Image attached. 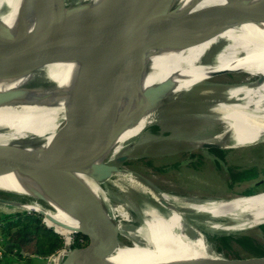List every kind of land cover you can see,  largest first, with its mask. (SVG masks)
Segmentation results:
<instances>
[{
    "label": "bare ground",
    "instance_id": "bare-ground-1",
    "mask_svg": "<svg viewBox=\"0 0 264 264\" xmlns=\"http://www.w3.org/2000/svg\"><path fill=\"white\" fill-rule=\"evenodd\" d=\"M38 1L0 0V29L7 30L0 35V52L11 64L0 69V145L65 146V157L74 158L71 177L130 243L119 244L106 264H218L221 257L203 230L226 234L264 224V192L212 199L174 195L124 167L123 160L147 150L264 143V0H165L146 8L124 40L131 17L138 16L128 13L134 0H52L51 11L36 18ZM217 5L255 17L206 16L174 31L188 15ZM104 10L114 16L105 14L93 25L98 33L86 34L85 13ZM110 22L119 23L111 34L121 36L106 63L96 64L94 49H76L85 38L109 39L110 32L101 29ZM75 26L83 37L73 34ZM70 32L76 49L60 42ZM57 42L59 54L47 60L54 55L47 45ZM110 43L92 47L109 49ZM226 71L260 79L228 84ZM99 75L105 83H93ZM150 125L159 134L145 133ZM8 163L0 157V169ZM0 191L51 205L63 215L53 221L70 233L80 226L59 194L34 173L0 171Z\"/></svg>",
    "mask_w": 264,
    "mask_h": 264
},
{
    "label": "water",
    "instance_id": "water-1",
    "mask_svg": "<svg viewBox=\"0 0 264 264\" xmlns=\"http://www.w3.org/2000/svg\"><path fill=\"white\" fill-rule=\"evenodd\" d=\"M52 0H39L38 1V9L36 11V18H42L44 14H47L52 9ZM165 2V0H134L133 9H129L134 15L137 16L135 19L131 17L130 25L128 24L127 31L123 34L122 40L126 38V35L130 32L132 28H134L142 18L148 14L146 8H155L158 5H161ZM111 14L114 16L113 12L110 10H104L102 13H97L95 16L85 13L88 20H85L84 23L87 24L85 28L87 30L86 34H94L98 33L94 31L93 25L96 20H100L104 18L105 14ZM123 13V12H122ZM131 13V14H132ZM226 16L228 18H236V17H255V15L248 11H243L241 9H236L230 6L217 5L206 7L200 9L183 20L175 24L174 31L176 33H180L186 29H188L194 22L199 20L200 18L206 16ZM83 19V18H82ZM78 20L80 24L83 25V21ZM69 23L71 20L68 19L64 22V27H66L65 31H69ZM80 27H71L72 30H76L73 33L75 36H84L85 32H78ZM84 28V27H83ZM63 29V28H61ZM119 29V23L110 22L107 23L101 31L110 32L109 39H90L85 38L83 43V47H79L76 49L77 45L73 41L72 33H68L70 35L63 37L60 39V42H65L64 47L75 46L76 50H79V53H86L91 49H94L93 60L94 63H102L105 64L108 60L109 56L112 54V48L116 45L113 42L116 38H119L121 34H111L112 31ZM7 32L6 29H0V35H3ZM71 36V37H70ZM109 44V49L102 48H93V45L103 46L102 43ZM42 41V40H37ZM62 43H54L53 46L47 45V49L53 47L54 55H48L47 60L54 59L59 53L57 52L60 49L59 46ZM59 47V48H58ZM5 54L0 52V69H5L11 66L8 60H5ZM225 74L229 79L228 84L239 83L243 80L254 81L260 79V76L257 78L247 72H241L238 78H234L231 76L230 71H226ZM106 76L99 75L94 77L93 83H105ZM207 148H222L217 145H209ZM226 148V147H225ZM65 146H49L48 149L44 150L43 148H37L35 150H29L25 148L23 145L14 144L13 146H4L0 145V157L2 159H7L9 163L7 166H3L4 169H0L2 172L9 171L10 169H23L27 170L31 173L38 175L44 182L50 185L62 198V200L66 203L67 207L74 213L77 219L80 222V226L74 233H80L87 237L88 243L81 248H70L67 251H64L65 256L58 262V264H106L104 258L112 253L119 244H124L121 241L122 235L116 229H113L109 224L108 220L104 216L102 209L99 205L94 201V199L87 194V192L71 177L69 172L71 171V163L73 162L72 156L65 157ZM181 150H190V149H181ZM264 179H259L255 181L253 185H259L263 182ZM263 190H259L257 192L247 193L235 195V197H249L254 196L258 193H263ZM4 202H12L15 199H1ZM35 213H39L37 211H33ZM127 247L130 246V243L125 244ZM6 246L4 247V249ZM214 253L221 257V261L218 264H264V250L260 251H248L246 255L240 256L237 251L233 250H222L216 247H213ZM59 256L61 254H58ZM58 256V257H59ZM209 263V262H208ZM207 263V264H208ZM206 264V263H204Z\"/></svg>",
    "mask_w": 264,
    "mask_h": 264
},
{
    "label": "rangeland",
    "instance_id": "rangeland-1",
    "mask_svg": "<svg viewBox=\"0 0 264 264\" xmlns=\"http://www.w3.org/2000/svg\"><path fill=\"white\" fill-rule=\"evenodd\" d=\"M230 73L232 77L238 78L241 72L230 71ZM225 78L226 81L229 80L227 75ZM159 132L160 129L156 125H150L145 131V133L150 135H156ZM166 135H169V133H166ZM142 160L149 161V163ZM123 165L151 182L157 188L179 196H190L198 199L226 198L240 195L247 191L257 192L264 189V183L253 185L255 181L264 179V143L240 148L178 149L167 153L147 150L140 153H132L123 160ZM249 170L251 173H255V176L247 180L240 179L242 176L246 177L245 171ZM102 187L107 189L108 184L103 183ZM0 198L15 199L10 203L0 201V214L31 213L33 211L30 210L36 209V211L41 212L36 213L40 216L41 221L46 225H48L47 221L52 224L53 226L48 225L52 230H55V226L58 233L62 235H60L63 237L62 239H69L72 234L53 221L55 219L59 220L63 215L59 210L44 201L34 199L38 201L36 203L33 198L3 191H0ZM110 203L113 206L119 205L118 202L113 200ZM261 225L264 224L249 230L235 233L229 232L224 235L239 236L245 234L252 236L258 240V247L264 250V232L259 228ZM203 232L205 240L211 246L216 247L214 241L210 238L214 235L219 236L222 234L210 232L206 229ZM121 241L124 244L129 243L123 236ZM231 249L237 251L240 256L247 254L244 248L235 244ZM63 252V249H61L45 258L35 257L32 259V264H58ZM58 254L61 255L59 256Z\"/></svg>",
    "mask_w": 264,
    "mask_h": 264
},
{
    "label": "trees",
    "instance_id": "trees-1",
    "mask_svg": "<svg viewBox=\"0 0 264 264\" xmlns=\"http://www.w3.org/2000/svg\"><path fill=\"white\" fill-rule=\"evenodd\" d=\"M145 162L149 163V161ZM245 172L246 177L242 176L240 179L247 180L255 176V173H251L250 170ZM247 193L252 192L247 191L243 194ZM47 224L52 225L48 221ZM54 228L58 232L55 226ZM259 228L264 232V225ZM210 239L214 241L216 248L222 250H232L234 244L248 251L261 250L258 247V240L245 234L239 236L214 235ZM87 243L86 236L74 233L69 247L81 248ZM63 246L62 237L46 226L35 212L0 214V264H32V259L35 257L45 258L55 254Z\"/></svg>",
    "mask_w": 264,
    "mask_h": 264
},
{
    "label": "built area",
    "instance_id": "built-area-1",
    "mask_svg": "<svg viewBox=\"0 0 264 264\" xmlns=\"http://www.w3.org/2000/svg\"><path fill=\"white\" fill-rule=\"evenodd\" d=\"M46 225V224H45ZM46 226H48V225H46ZM49 227V226H48ZM54 232H56L55 230H53ZM56 233H58V232H56ZM59 234V233H58ZM72 234H74V233H72ZM71 234V235H72ZM59 235H61V234H59ZM69 236V240L67 241V242H65L64 241V239H63V243H64V246H63V248H61V249H63V251H66V249L68 250V249H70V247H69V244H70V242H71V240H72V236ZM62 236V235H61ZM63 238V237H62ZM60 249V250H61Z\"/></svg>",
    "mask_w": 264,
    "mask_h": 264
},
{
    "label": "flooded vegetation",
    "instance_id": "flooded-vegetation-1",
    "mask_svg": "<svg viewBox=\"0 0 264 264\" xmlns=\"http://www.w3.org/2000/svg\"><path fill=\"white\" fill-rule=\"evenodd\" d=\"M262 183H264V180H263V182Z\"/></svg>",
    "mask_w": 264,
    "mask_h": 264
}]
</instances>
